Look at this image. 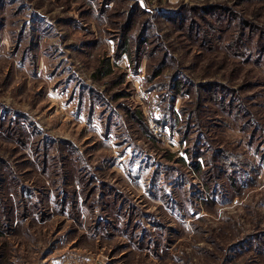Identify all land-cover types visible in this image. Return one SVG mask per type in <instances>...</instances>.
<instances>
[{
  "label": "rangeland",
  "instance_id": "374dc122",
  "mask_svg": "<svg viewBox=\"0 0 264 264\" xmlns=\"http://www.w3.org/2000/svg\"><path fill=\"white\" fill-rule=\"evenodd\" d=\"M0 264H264V0H0Z\"/></svg>",
  "mask_w": 264,
  "mask_h": 264
},
{
  "label": "built area",
  "instance_id": "2783aa9c",
  "mask_svg": "<svg viewBox=\"0 0 264 264\" xmlns=\"http://www.w3.org/2000/svg\"><path fill=\"white\" fill-rule=\"evenodd\" d=\"M135 104L140 108L150 133L157 139L168 138L169 128L164 122L163 101L161 96L152 89L144 86L143 82H136Z\"/></svg>",
  "mask_w": 264,
  "mask_h": 264
},
{
  "label": "trees",
  "instance_id": "16d2710c",
  "mask_svg": "<svg viewBox=\"0 0 264 264\" xmlns=\"http://www.w3.org/2000/svg\"><path fill=\"white\" fill-rule=\"evenodd\" d=\"M110 70H108V71H106V72H104V73H108ZM137 114L138 115H140L141 117H143V114H142V112H141V110H139V111H137ZM144 118V117H143ZM164 122H166V118L164 117ZM144 123H146L145 121H144ZM146 129H147V131L149 132V134H151L150 133V131H149V128L146 126ZM152 135V134H151ZM154 137V136H153ZM155 138V137H154Z\"/></svg>",
  "mask_w": 264,
  "mask_h": 264
}]
</instances>
